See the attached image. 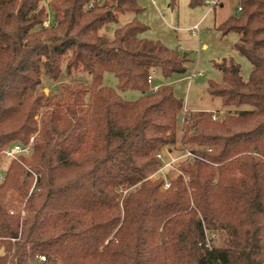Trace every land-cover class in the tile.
Segmentation results:
<instances>
[{"label": "trees", "instance_id": "obj_1", "mask_svg": "<svg viewBox=\"0 0 264 264\" xmlns=\"http://www.w3.org/2000/svg\"><path fill=\"white\" fill-rule=\"evenodd\" d=\"M88 2L0 0V153L28 144L41 114L31 159L21 160L30 172L11 161L0 183V264H264V0H239L240 13L217 28L238 35L248 79L229 60L215 65L221 83L207 85L223 107L248 108L218 124L190 114L182 144L207 163L183 162L187 184L179 176L168 189L147 177L177 144L183 103L168 85L149 93L147 80L155 69L184 74L189 59L140 37L137 0ZM129 14L111 38L101 33ZM48 16L54 23L42 28ZM63 63L91 85H61V97L47 99L41 78L58 82ZM106 72L116 89L102 85ZM126 90L142 96L125 101L116 91ZM10 191L28 212L22 221L6 209ZM203 225L224 247H204Z\"/></svg>", "mask_w": 264, "mask_h": 264}, {"label": "rangeland", "instance_id": "obj_2", "mask_svg": "<svg viewBox=\"0 0 264 264\" xmlns=\"http://www.w3.org/2000/svg\"><path fill=\"white\" fill-rule=\"evenodd\" d=\"M106 1L108 0H103L99 2V4ZM188 3V0H176L175 5L171 7V0H137V5L142 11L136 16V20L147 27V30L142 33L140 37L149 41L159 42L166 49L175 51L180 56L186 54L189 59V62L186 64L187 70L184 74H172L170 77L164 78L159 69L151 71V73H153V81L149 86L148 92L153 93V89L151 90V88L157 89L158 86L168 85L172 88L175 98L181 100L183 105L185 104L188 111V118L190 114L193 115L194 112L211 113V115L212 113H215L217 120L214 122L218 124L226 117L234 116L238 111L248 108V106H242L240 108L223 107L220 99L212 98L207 93V85L209 81L221 83L222 75L215 67L216 64L232 60L233 63L240 66L241 77L244 81L248 79L251 72L250 63L244 57L240 56L234 49V45L238 41V35L235 33H228L227 35L222 36L217 30L219 25H221L226 19L238 15L237 7L239 5V0H219L218 5L215 6L213 10H209V7L205 5L190 8ZM220 4H222V6H220ZM47 11L50 15L49 10ZM134 17L135 16L132 14L122 16L119 18L117 24L109 25V28L107 30H102L101 33L111 38L115 28L131 21ZM49 21L50 25L54 23L52 19ZM196 25H198V31L195 35H192L190 30ZM202 45H205V48H202ZM64 65L65 63H63V72L58 79V82H52L44 75L42 76L41 84L37 89L38 93H42L47 99L58 100L61 97V85L82 83L83 85L90 87V74L83 71H75L71 75H66L64 73ZM197 74H200L201 77L197 76ZM116 84L117 80L113 74L106 72L103 76L102 85L104 87L116 89ZM116 92L123 100L129 102L136 101L142 96L140 92L135 90ZM86 100L88 101V97ZM40 117L41 114L35 117L38 130L31 135L33 138L38 135ZM185 130V125L181 127L178 120L176 136L177 144L175 147H172L173 151H169V156L171 158L181 155L182 146L191 148L182 144L184 142L181 141L183 136L181 132H184ZM13 143L14 142H11V144ZM164 153L165 152L163 151V154ZM169 156L165 155L166 161L170 160ZM256 157L264 166V158L261 156ZM23 159H25V162L30 161L31 155ZM19 161L18 163L21 164L25 171L30 172L29 168L23 164V161ZM2 162L3 159L0 158V166L2 165ZM182 163L183 161L175 163L174 170H165L164 173L166 174L168 181L172 182V180L180 176L182 177L184 184H187L188 179L185 175L183 176V173L180 170V167L183 165ZM9 165L10 162L4 163V166L7 167V169L9 168ZM152 174H150L147 179L154 180L158 178H150ZM35 177L36 175L32 173L30 177L31 186L28 195L32 193L31 191ZM12 193L13 192L10 191L7 195L6 209H8L11 214L19 215L22 221V219L28 215V212L24 210V203L18 205L17 202L12 201V199H14ZM125 194L126 193L124 192L123 195ZM203 227L205 229L204 247L206 249L224 247V236H221L216 230L206 229L204 225ZM206 244L208 245V248L206 247ZM2 247L3 246L0 245V255L3 253Z\"/></svg>", "mask_w": 264, "mask_h": 264}, {"label": "built area", "instance_id": "obj_3", "mask_svg": "<svg viewBox=\"0 0 264 264\" xmlns=\"http://www.w3.org/2000/svg\"><path fill=\"white\" fill-rule=\"evenodd\" d=\"M46 1H49V0H46ZM101 1H103V0H89L88 4L86 6H87V8H91L93 5L99 4V2H101ZM218 3H219V0H205L204 1V5L208 6L209 10H213V8L218 5ZM240 10H241L240 6L238 5L237 12L240 13ZM48 18L50 20V17H48ZM48 18L46 21L43 22L42 28H47L50 26V23H49L50 21L48 20ZM190 31H191L192 35H195L196 32L198 31V25L192 27V29ZM197 76L201 77L200 74H197ZM152 81H153V73H151L148 76L147 82H148L149 86L152 84ZM152 89H153L152 92L156 91V88H151V90ZM211 119H212V121L217 120L215 113H212ZM187 121H188V111H187L186 106L184 104L182 111H181V114L179 116L180 126L183 127L184 125H186ZM181 133L183 134L184 132H181ZM33 140H34V138L31 137L28 144H26V145L21 144V143H13L0 153V156L3 159L2 165L0 166V183L4 180L5 174L7 171V167L4 166V163L11 162V161H19L20 159L27 158L28 156H30L32 154ZM208 151H210V149ZM164 152H165L164 154H163V152H160L156 155V158L159 161V167L150 177V178L158 177V178L163 179V181H164L163 182V188L164 189H168L171 185V181H168V178L166 177V174L164 172L167 169L174 170L175 169L174 168L175 163L181 162V161L187 162V163H192L195 161H201V162L207 163L206 160L202 159L199 155L195 154L191 148H186V147L182 146L181 155L178 157H175V158H171L169 156L170 152L167 149H165ZM165 155H168L170 157V160L166 161ZM35 184H36V177L34 179V185L32 187V190L34 189ZM206 247L208 248L207 244H206ZM44 261H45L44 257H42V256L38 257V262H44Z\"/></svg>", "mask_w": 264, "mask_h": 264}, {"label": "crops", "instance_id": "obj_4", "mask_svg": "<svg viewBox=\"0 0 264 264\" xmlns=\"http://www.w3.org/2000/svg\"><path fill=\"white\" fill-rule=\"evenodd\" d=\"M220 6H222V4H220ZM202 48H205V45H202Z\"/></svg>", "mask_w": 264, "mask_h": 264}]
</instances>
